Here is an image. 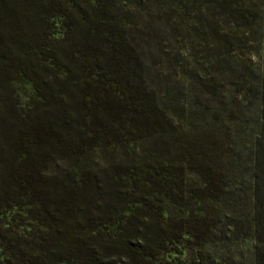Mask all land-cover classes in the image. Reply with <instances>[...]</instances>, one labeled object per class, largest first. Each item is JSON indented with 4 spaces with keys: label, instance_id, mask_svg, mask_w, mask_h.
Here are the masks:
<instances>
[{
    "label": "trees",
    "instance_id": "16d2710c",
    "mask_svg": "<svg viewBox=\"0 0 264 264\" xmlns=\"http://www.w3.org/2000/svg\"><path fill=\"white\" fill-rule=\"evenodd\" d=\"M193 260L264 264V0H0V264Z\"/></svg>",
    "mask_w": 264,
    "mask_h": 264
},
{
    "label": "rangeland",
    "instance_id": "374dc122",
    "mask_svg": "<svg viewBox=\"0 0 264 264\" xmlns=\"http://www.w3.org/2000/svg\"><path fill=\"white\" fill-rule=\"evenodd\" d=\"M177 47V46H176ZM182 49L184 50V53L179 54L177 51H174L172 57L169 54V58L171 63L168 62L162 63V69L165 71H168L171 73V77L182 79V77L188 78V73L186 72V66L191 69L192 68H198L200 69L201 73L203 74V77L206 78L207 75H210L209 69L207 70V67L212 63V61L203 62V57L200 55L199 51L192 50L191 48H187V46H183ZM171 51V50H170ZM247 55L250 54L248 50H246ZM179 55V57H177ZM177 57V58H175ZM183 64H179V62H182ZM174 63V64H173ZM185 65V66H184ZM23 87L25 89V94L29 93V87L25 84H23ZM193 88L190 90V94L188 99L186 100L188 105V117L185 116V122L188 124L186 127L190 126L189 119L195 120L198 118L199 114H201V110L198 109V107L195 105V101L198 97V94L196 92V89L199 91L200 89L196 88L195 86H192ZM25 95V96H26ZM21 97L22 101H29L31 99L30 97ZM207 104H209V100L206 101ZM189 118V119H188ZM189 128V127H188ZM247 246V242H245ZM191 264H196V262L193 260Z\"/></svg>",
    "mask_w": 264,
    "mask_h": 264
}]
</instances>
